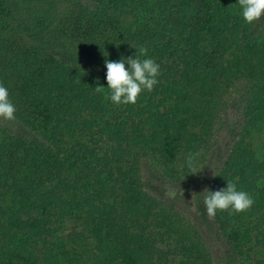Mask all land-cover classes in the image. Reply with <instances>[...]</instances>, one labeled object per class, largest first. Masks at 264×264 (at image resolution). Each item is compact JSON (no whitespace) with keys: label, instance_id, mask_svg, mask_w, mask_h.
Listing matches in <instances>:
<instances>
[{"label":"trees","instance_id":"1","mask_svg":"<svg viewBox=\"0 0 264 264\" xmlns=\"http://www.w3.org/2000/svg\"><path fill=\"white\" fill-rule=\"evenodd\" d=\"M89 1L0 0V83L15 121L41 137L0 131V264H214L213 244L145 188L142 168L189 175L229 88L251 128L264 124V23L245 22L238 0ZM141 46L160 64L153 90L127 105L95 92L107 80L91 67L105 75L106 59ZM231 143L207 187L232 180L255 202L211 219L219 259L264 264V159L248 138Z\"/></svg>","mask_w":264,"mask_h":264},{"label":"rangeland","instance_id":"2","mask_svg":"<svg viewBox=\"0 0 264 264\" xmlns=\"http://www.w3.org/2000/svg\"><path fill=\"white\" fill-rule=\"evenodd\" d=\"M88 2L90 1L86 0V3ZM136 16L137 15L132 16L130 19L128 18L129 25L135 24ZM263 23L264 16L251 23V27L258 28ZM27 41L31 43L28 38ZM50 53L54 54L53 51L48 52V54ZM54 56L55 58H61L67 55L55 53ZM99 57L100 55L97 53L93 59ZM91 71L98 78L106 79V74H102L100 65H93ZM235 96L236 91L233 88H229L228 92L222 95L223 103L221 105V110H223V112L221 113L217 125H214L210 134L207 135L205 139L207 153L196 161L197 171L200 172L191 174V170H189V175H179L185 164L182 160H178L175 163L174 170L176 171V175L181 176L183 179L181 182H174L175 179H170L161 169L162 167L154 165L152 161L149 162L150 164L145 162L146 165L142 168L145 188L154 195L175 203L183 210L188 221L195 224L203 235L207 237L208 241L213 244L214 264H223L219 258L224 251V245L222 239L216 232L214 222L201 210V198L203 195L201 192H203L205 188H208L207 182L212 178L213 172L220 159L226 158L229 155L228 153H230L229 151L233 143L230 144L232 140L248 138L253 145L256 155L261 160L264 159V124L257 128H251L250 125L253 124H250L245 117H241L238 113ZM4 128L10 129L15 134L20 133L26 137V140L41 141V137L29 132L15 120L5 121L0 119V131ZM247 130L248 132H246ZM224 161L225 159L222 162L225 163ZM173 191L175 192V196L171 195Z\"/></svg>","mask_w":264,"mask_h":264},{"label":"clouds","instance_id":"3","mask_svg":"<svg viewBox=\"0 0 264 264\" xmlns=\"http://www.w3.org/2000/svg\"><path fill=\"white\" fill-rule=\"evenodd\" d=\"M240 14L245 22L251 24L264 16V0H238ZM147 48L141 46L139 55L135 57H121L120 60H105L107 89L97 85L95 92L104 93V99L112 103L127 105L135 104L141 92H151L159 83L157 77L160 75V64L153 58L146 57ZM105 57L108 53L104 52ZM145 57V58H141ZM129 65L126 67L125 65ZM16 106L9 98L8 89L0 83V119L14 121ZM199 153H189L185 163L191 170V174L198 173L196 158ZM203 204L206 208L208 218L213 219L217 211L231 210L230 214L247 211L254 204V198L246 191L237 190V185L232 180H227V186L219 190H203ZM175 196V192L171 193Z\"/></svg>","mask_w":264,"mask_h":264}]
</instances>
